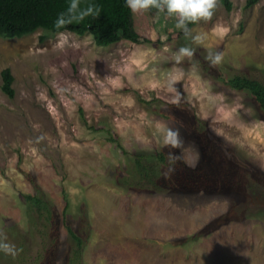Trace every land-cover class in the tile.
<instances>
[{
  "label": "rangeland",
  "instance_id": "374dc122",
  "mask_svg": "<svg viewBox=\"0 0 264 264\" xmlns=\"http://www.w3.org/2000/svg\"><path fill=\"white\" fill-rule=\"evenodd\" d=\"M230 1L231 10L218 0L193 27L223 52L215 67L190 41L194 56L175 63L186 41L164 12L134 15L150 43L98 46L90 34L43 29L0 37V231L21 249L16 259L0 253V264H264V110L226 81L264 82V0ZM7 67L13 98L2 90ZM196 119L222 139L221 165L242 167L236 188L170 193L139 184L134 155L170 151L158 128L179 129L182 147L171 151L200 163L184 125ZM25 194L42 197L55 219Z\"/></svg>",
  "mask_w": 264,
  "mask_h": 264
},
{
  "label": "trees",
  "instance_id": "16d2710c",
  "mask_svg": "<svg viewBox=\"0 0 264 264\" xmlns=\"http://www.w3.org/2000/svg\"><path fill=\"white\" fill-rule=\"evenodd\" d=\"M221 1L227 10L232 9L230 0ZM253 1L249 0L248 5H251ZM69 5L70 0H0V37H22L38 29H43L52 34H57V31H70L78 35L90 34L98 46H110L121 40L134 43L151 42L150 39L143 38L136 30L134 15L125 6L124 0H80V9L92 7L93 12L83 20L71 19V22L67 23L65 28L55 29L53 22L61 13H64L66 17L69 16ZM150 12L157 13L158 11L152 9ZM194 26L190 25V27ZM1 77L2 90L10 98H13L15 89L13 86L14 75L11 69L9 67L3 69ZM226 81L234 89L250 91L264 110V82L241 75L233 76L226 79ZM184 125L189 132V140L193 141V144L199 150L200 163L196 167L189 166L180 153H176L181 158L175 165H170L168 149L159 150L154 156L143 153L136 154L134 155V163L143 180L139 184L144 186L147 184L158 189L155 192L170 193L188 192L195 189L208 192L235 189L240 181L239 170L242 167L233 163L228 165L223 163L221 165V162L228 158L226 157L228 151L224 148L222 139L211 131L207 125L200 124L198 119L191 123L187 121ZM111 140L116 141L114 137H111ZM153 158L155 162H152ZM169 167H174L175 170L165 179L163 173ZM254 173L257 175L256 170H254ZM262 178L260 177L257 181ZM24 196L32 206L37 207L40 213H42V209H46L49 213L47 219L52 221L55 219L42 197L31 194H25ZM217 226L218 219L212 221L193 238L209 233ZM68 230L81 249L84 245L83 239L70 226H68ZM71 262V264H75L76 260L73 258Z\"/></svg>",
  "mask_w": 264,
  "mask_h": 264
},
{
  "label": "clouds",
  "instance_id": "9594fccd",
  "mask_svg": "<svg viewBox=\"0 0 264 264\" xmlns=\"http://www.w3.org/2000/svg\"><path fill=\"white\" fill-rule=\"evenodd\" d=\"M125 6L130 10L131 14L139 15L147 13L152 9L158 12H164L168 17H175V27L182 31L183 38L186 41L185 46H181L173 54V59L176 64L181 63L184 58H192L195 54V49L187 46V42L192 44L206 47L207 34L201 31H196L190 25H198L201 21H207L210 19L218 5V0H124ZM80 0H70L68 9L69 16L66 17L64 13H61L57 19L53 22V27L57 30L65 28L66 24L71 22V19L83 20L86 16L93 12V8L80 9ZM98 12V10H97ZM58 36H62L63 33L57 31ZM224 58L223 52L214 51L211 48H207V54L204 59L209 63L211 67L219 65ZM175 81H170L169 86L174 89ZM173 103H179V94L177 93ZM160 135V142L164 147L170 149L168 153L169 164L175 165L180 160V155L172 152L171 149H177L182 147V140L180 137L179 129L164 128L157 129ZM174 167H169L166 172L163 173L164 178L167 179L169 174L173 172ZM21 249H19L14 243L9 242L8 237L2 231H0V253L5 256L16 259Z\"/></svg>",
  "mask_w": 264,
  "mask_h": 264
},
{
  "label": "flooded vegetation",
  "instance_id": "af4514ba",
  "mask_svg": "<svg viewBox=\"0 0 264 264\" xmlns=\"http://www.w3.org/2000/svg\"><path fill=\"white\" fill-rule=\"evenodd\" d=\"M262 190H263V189H262ZM262 190H261V191H262ZM259 191H260V190H259ZM259 193H261V195L263 194L262 192H259Z\"/></svg>",
  "mask_w": 264,
  "mask_h": 264
}]
</instances>
